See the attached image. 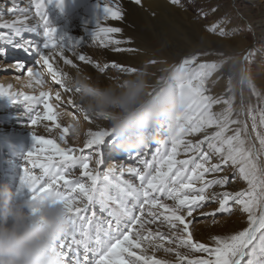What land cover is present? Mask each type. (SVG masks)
<instances>
[{"label":"snow or ice","instance_id":"snow-or-ice-1","mask_svg":"<svg viewBox=\"0 0 264 264\" xmlns=\"http://www.w3.org/2000/svg\"><path fill=\"white\" fill-rule=\"evenodd\" d=\"M140 2L134 0L138 5ZM170 2L179 4L180 0ZM34 7L43 28L45 42L42 46L30 40L14 44L13 37L32 31L26 23L29 18L26 14L22 19L0 24V28L11 29V35L0 36V39L25 52H34L38 56L36 63L46 68L53 81L63 91L73 93L65 83L66 74L55 71L50 62L57 55L66 65L75 67L71 60L64 57V52L68 50L57 43L56 29L48 26L46 0H36ZM9 11L19 10L10 8ZM102 11L103 18L97 23L93 38L99 40L102 46H114L116 52L133 51L119 47L125 41L112 38L111 34L120 33V28L101 27L103 19H122L120 7L111 0H104ZM218 34L226 35L223 30ZM77 59L84 64H93L85 55L77 54ZM197 60V56L185 58L170 79L165 91L177 97L180 104L176 125L171 131H161L165 138L156 143L151 159H145L150 146L143 152L135 153L140 167L125 169L120 165L117 174L118 166L114 164L106 172L99 171L104 155L101 146L111 140L107 129L88 132L90 138L84 142L83 148L61 146L54 139L32 133L33 149L27 153L25 160L32 169H40V174L34 175L29 167H24L20 183L33 200L52 196L55 197L54 203L64 208L67 228L54 246L63 264H168L155 258L154 253L160 249L165 253L174 252L177 264H264V166L260 163L261 156H264V133L258 131L256 112L250 109L252 132L260 145L257 149L248 138L247 124L241 126L239 119L232 118L231 99L223 101L228 105L223 111L212 110L221 100L205 95V82L218 65L197 63ZM194 64L195 68L192 67ZM25 67L23 63L15 64L18 71ZM93 67L101 74H106L109 67L121 73L137 71L116 63L111 66L93 64ZM27 75L36 84L43 85L42 72L27 68ZM239 77L241 84L247 82L253 88V94L259 95L247 77L246 69H239ZM5 95V91L0 89V96ZM8 96L16 98V94ZM59 97L57 93L56 98ZM22 99L35 101L43 107V114L36 111L29 127L37 125L41 119L52 121L60 129V141L66 145L69 127L62 128L57 123L58 114L49 103L50 95L40 92L39 96L23 95ZM68 103L77 109L72 99ZM84 117L92 122V119ZM233 125L236 127L232 128ZM259 127L264 128V107L259 110ZM208 129L215 130L209 134ZM229 131L231 135H228ZM198 133H203V138L196 142L183 138ZM181 146L187 159L177 158ZM85 149L94 151V168L91 167L93 155L85 153ZM38 154H43L41 163L34 159ZM77 168L78 176L75 173ZM230 169L232 176H238L247 187L236 192L215 191L216 187L224 189L229 184V175L220 174ZM125 171L135 179H124ZM208 175L213 178L207 179ZM217 202L219 206L214 212L201 211L206 204ZM97 205L105 214L103 218L92 210ZM233 206H238L247 215L246 228L223 237L213 236L211 245L194 240L189 229L193 220L188 219L193 217L194 212L215 218L216 213H231ZM146 225L157 227L153 231ZM162 228H167V233L162 232ZM163 242L169 247H165ZM150 251L152 255H149ZM192 253L202 255L192 258Z\"/></svg>","mask_w":264,"mask_h":264},{"label":"rangeland","instance_id":"rangeland-1","mask_svg":"<svg viewBox=\"0 0 264 264\" xmlns=\"http://www.w3.org/2000/svg\"><path fill=\"white\" fill-rule=\"evenodd\" d=\"M144 1L146 0H141L138 5L134 3V0H111V3L119 6L122 10V19H103L101 27L120 28L121 32L111 34L112 38L125 41L119 47L133 49V51L116 52L114 51V46H102L99 40L94 39L92 36L97 23L103 18L104 0H50V2L46 0L45 14L48 26L56 29V39L60 38L57 40L60 42V47L63 46V48L68 50L69 58L67 59L71 60L72 64L75 65L73 67L72 65H66L63 61L60 62L59 59H54L52 63L53 69L66 74V76L75 75L78 70L86 72L101 86L122 82L134 73H121L117 69L109 67L106 74H101L93 67V64H100L101 66L108 64L111 66L112 63H116L137 70L146 69L153 82L157 81L165 70L171 73L173 77L177 70L170 72L169 69L175 62L176 56L165 55L167 53L163 50L158 40H148L142 34L144 26L136 15L138 14L137 11L146 10ZM35 2L36 0H0V24L4 23V16L15 18V20L22 19L23 14L28 17L31 16L26 23L29 27H32V30L36 29L38 31L39 36L42 38V40H39V45L42 46L45 38L43 37L42 24H40L36 16ZM166 4V9L170 12L169 17L171 18L172 27H180L181 36L179 35L178 40L183 42L184 47L187 49H196L191 56L198 57L197 63L206 62L218 65L217 69L213 71L205 82V88L207 89L205 95H211L214 99L221 100V103L215 104L212 110L214 112L223 111L228 107L223 101L231 99L232 118L239 119L242 122L241 126L247 124L248 138L259 149L260 145L256 139V134L252 132L249 110L256 112L258 131L264 133V128L259 127V110L264 107V33L250 30L249 24L257 15H264V0H180L179 4H172L170 0H167ZM218 4H221V6ZM10 8H16L19 11L10 12ZM5 11L9 12L6 13ZM241 11H244V13H241ZM219 12L223 13L220 14ZM225 12L230 15H224ZM2 29L0 28V30ZM5 30L11 34V29L5 28ZM221 30L226 33L225 36L218 34ZM32 38L34 37L31 35H25V32L19 37H13L14 43H20L25 40L33 41ZM192 39L195 45L191 43ZM9 45L7 43L4 45L0 44V89L8 88L9 92H11H8L5 96H0V185H7L16 192L19 199H25L28 198L30 193L20 183L24 167H29L34 175L40 174V169H32L31 165L27 164L25 160L27 153L33 149L32 133L45 139H54L61 146L83 148L84 142L90 138L87 133L106 129V125L99 120H92L89 123L76 108L71 107L68 101L70 99L73 100L72 92L65 93L63 91L59 93L48 90V87L52 86V84H50L46 73L44 74V67H38L36 63L38 56L34 52L31 50L21 52L15 47L13 55L9 56V50L13 48ZM77 54L87 56L93 64H84L79 61ZM191 56L184 57V59ZM152 61H155V63H151ZM16 63L25 64V69L18 71L14 65ZM27 68H34L36 71L43 73L41 79L44 83L42 86L36 84L27 75ZM240 68L246 69V75L250 78L252 85H254L255 92L259 93L258 96L253 94V88L247 82L243 84L239 82ZM214 72L217 73L216 77L213 75ZM15 78L22 79L21 81H24L25 84L16 83ZM229 88L232 90L229 91ZM40 92L50 95L49 103L58 114L57 123L62 128L68 126L65 114L80 119L83 128L78 138H74L69 132L65 137L67 141L65 145L59 139L60 129L56 128L52 121L41 119L37 125L29 127L36 111L43 114V107L35 101L23 100L22 96H39ZM57 93L60 94L59 99L56 98ZM10 94H16V98L9 97L8 95ZM89 125H92V130H89ZM231 127L235 128L236 126L233 125ZM214 130L208 129L207 131L210 134ZM231 134L232 132L229 131L228 135ZM164 138L161 134V139ZM183 138L186 141L196 142L203 138V133ZM155 148L156 144H152L149 147L145 159L152 158ZM101 151L104 154L103 162L99 168L101 172L111 169L113 160H123L121 162H125L122 164L125 169L129 166L140 167L137 163L138 158L133 156L134 153L127 155L116 154L111 143L101 146ZM85 153L93 155L91 167L94 168V151L85 149ZM42 156L43 154H38L34 157L37 163L43 162ZM177 158H188L183 153L182 146L180 155ZM260 163L261 166H264V156H261ZM119 166L117 174H119ZM75 173L77 176L79 175L78 168ZM231 173L232 170L230 169L227 173L220 174L229 175V184L224 189L216 187L215 191L227 190L236 192L247 187L245 182L239 180L238 176L233 177ZM123 178L135 179L127 171L123 173ZM212 178V175L207 176V179ZM169 203L171 202L169 201ZM218 206V202L208 203L201 211L212 213ZM92 210L101 218L105 215L100 212L98 205ZM188 219L193 220V223L189 225V229L194 240L206 245H211L213 236L223 237L235 234L247 227V215L242 213L238 206H233L231 213H216L215 218L212 216L203 217L200 212H194L193 217ZM214 220L215 222H213ZM145 227H150L155 231L157 226L146 225ZM160 230L165 233L168 231L167 228ZM163 243L165 247H169L166 242ZM180 251L184 252L185 250L180 249ZM152 254L150 251L149 255ZM154 255L156 259L167 261L168 264H177L174 252L165 253L163 249H160ZM200 255L202 254H191L192 258Z\"/></svg>","mask_w":264,"mask_h":264},{"label":"clouds","instance_id":"clouds-1","mask_svg":"<svg viewBox=\"0 0 264 264\" xmlns=\"http://www.w3.org/2000/svg\"><path fill=\"white\" fill-rule=\"evenodd\" d=\"M172 74L165 72L153 82L146 69L122 82L101 86L86 72L66 78L77 110L104 122L114 151L119 155L143 152L171 131L180 111L177 97L166 93ZM69 132L78 138L83 124L65 114ZM55 197L19 199L7 185H0V264H63L55 244L65 234L64 208Z\"/></svg>","mask_w":264,"mask_h":264},{"label":"bare ground","instance_id":"bare-ground-1","mask_svg":"<svg viewBox=\"0 0 264 264\" xmlns=\"http://www.w3.org/2000/svg\"><path fill=\"white\" fill-rule=\"evenodd\" d=\"M166 3H167V0H146V1H144V5H145L146 10L145 11H142V10L137 11L138 14L136 15V17L142 22V24L144 26L142 34H144V37L146 39L158 40L160 42L163 50L167 53L165 55H167V56L173 55V57L176 56L175 62L172 64L170 69L168 68L170 72H173L179 68V65L184 60V57L191 56L192 54H194L196 49H190L189 50L186 47H184L183 42L178 40L179 35L181 36V34L179 32L180 27H177V28L172 27L171 18L169 17L170 12H168L166 9V7H167ZM251 4H253V3H251ZM218 5L221 6V4H218ZM247 9H249V8H247ZM7 12H9V11H7ZM137 12H134V13H137ZM219 13L221 14L223 12H219ZM241 13H244V11H241ZM225 14L227 16L230 15L226 12L224 13V15ZM30 18H31V16L28 19H30ZM254 19H256V21H254ZM254 19L249 24V27H250L249 29L253 30L254 32L264 33V15L263 14H261L260 16L257 15ZM12 20H15V18H11L9 16H4V19H3L4 22H9V23L12 22ZM137 22L139 23L138 20H137ZM3 35H11V34L7 33V30H5V28H3L2 30H0V36H3ZM25 35L33 36L34 38H32V40L36 44L38 43L37 45H39V40H42L41 36H39L40 34L38 33V31L36 29L32 30L31 32H25ZM182 38H184V36H182ZM59 39H57V40H59ZM0 42H1L0 43L1 45L2 44L4 45L6 43L3 39H0ZM57 43L60 46V42L57 41ZM191 43L193 45H195V43L193 42V39L191 40ZM14 44L9 45V46L13 47L11 50H9L10 51L9 56L13 55L12 53H14V48H15ZM18 50L21 52L24 51L21 48H18ZM45 51H47V50H45ZM5 55H7V54H5ZM64 57L69 58V52L65 51ZM54 59H59L60 62L63 61L60 58V56L54 55L51 58L50 62L53 63ZM37 65H38V67H42L39 64H37ZM192 67L195 68L196 65H192ZM43 71H44V74L46 73V75L48 76V78L50 80V84H52V86L48 87V90H52V92H59V93L63 92V89L61 88V86L59 84H56L53 81L51 75L47 72L46 68H44ZM73 74H74V72H73ZM213 75H214V77H216L217 73L214 72ZM12 79H14V77H12ZM19 79L20 78L16 79V83H21V85H22L24 83V81H21L22 79L21 80H19ZM66 82L67 81H65V83ZM3 90L5 91L6 94L10 91L8 88H3ZM9 93H11V92H9ZM65 93H67V92H65ZM88 127H89V130H92V125H89ZM133 156H135V153L133 154ZM121 161H123V160H113L111 162L112 163L111 165L113 166L114 164H116L117 166H119V165H122L125 163V162H121Z\"/></svg>","mask_w":264,"mask_h":264}]
</instances>
